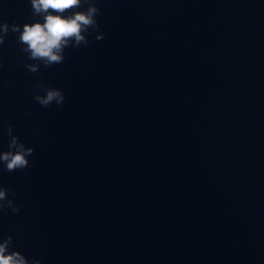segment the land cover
Returning a JSON list of instances; mask_svg holds the SVG:
<instances>
[{
  "label": "water",
  "instance_id": "obj_1",
  "mask_svg": "<svg viewBox=\"0 0 264 264\" xmlns=\"http://www.w3.org/2000/svg\"><path fill=\"white\" fill-rule=\"evenodd\" d=\"M105 39L33 74L0 45V235L42 264H264V0H98ZM86 10L85 8L80 9ZM42 22L0 0V23ZM61 89L62 108L34 101ZM31 112L32 115L27 113ZM2 242V241H0Z\"/></svg>",
  "mask_w": 264,
  "mask_h": 264
},
{
  "label": "clouds",
  "instance_id": "obj_2",
  "mask_svg": "<svg viewBox=\"0 0 264 264\" xmlns=\"http://www.w3.org/2000/svg\"><path fill=\"white\" fill-rule=\"evenodd\" d=\"M33 18H39L42 22L26 23L22 27L13 24L0 23V45L5 43V37L9 32L18 34V41L24 47L22 51L29 60L36 64H26L29 72L35 74L40 71L39 65L51 68L65 62V49L74 41L73 48L90 46L89 36L95 33V41L105 39V34L100 31L97 20L102 11L97 7L98 0H30ZM81 11L80 9L85 8ZM35 88L43 95L33 97L44 108L55 105L62 108L67 101V96L59 88H53L45 83H37ZM32 115L31 112L27 113ZM14 129L9 125L7 136V151L0 150V174L24 171L34 167L30 159L35 154V149L27 147L20 138L13 135ZM17 192L15 188L5 187L0 184V216L21 213V207L17 205ZM0 264H42L36 257L29 259L20 251H10L14 246L12 235L6 238L0 235Z\"/></svg>",
  "mask_w": 264,
  "mask_h": 264
}]
</instances>
